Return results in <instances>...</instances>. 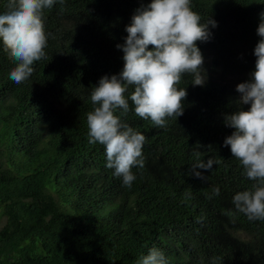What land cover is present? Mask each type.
<instances>
[{
	"label": "trees",
	"instance_id": "1",
	"mask_svg": "<svg viewBox=\"0 0 264 264\" xmlns=\"http://www.w3.org/2000/svg\"><path fill=\"white\" fill-rule=\"evenodd\" d=\"M150 2L55 0L43 11L45 57L19 84L0 46V264H138L153 247L167 264H264V219L233 202L254 182L224 144L234 131L225 116L250 106L236 85L255 69L264 0H191L201 23L216 22L196 42L214 75L203 86L182 77L183 114L166 127L137 116L130 99L116 112L146 137L130 187L106 167L104 146L89 143L93 88L121 72L116 46Z\"/></svg>",
	"mask_w": 264,
	"mask_h": 264
},
{
	"label": "clouds",
	"instance_id": "2",
	"mask_svg": "<svg viewBox=\"0 0 264 264\" xmlns=\"http://www.w3.org/2000/svg\"><path fill=\"white\" fill-rule=\"evenodd\" d=\"M54 2L7 0V10L0 13V46L15 61L9 77L17 84L27 80L34 71L33 63L45 57L43 11ZM208 25L215 27L216 22L209 17L201 23L191 0H151L136 10L126 25L124 43L116 46L123 52L121 72L102 76L94 86L90 97L94 107L86 117L89 143L104 146L106 167L113 169L125 186L130 187L136 179L133 167H144L142 149L146 137L122 122L116 112L126 114L130 99L135 114L150 119L157 127H166L167 118L176 120L181 116L187 96L186 90L178 87L182 77L191 74L194 85L205 83L203 56L196 42L209 38ZM257 34L261 39L254 47L256 61L251 79L236 85L241 94L239 103L250 106L225 116V125L234 131L224 144L230 146L232 156L254 182L251 189L233 197L236 210L249 220L264 219V14ZM129 87L133 91L126 97ZM212 164L209 160L198 167L207 169ZM196 175L200 177L201 173ZM138 264L167 261L163 252L153 247Z\"/></svg>",
	"mask_w": 264,
	"mask_h": 264
},
{
	"label": "rangeland",
	"instance_id": "3",
	"mask_svg": "<svg viewBox=\"0 0 264 264\" xmlns=\"http://www.w3.org/2000/svg\"><path fill=\"white\" fill-rule=\"evenodd\" d=\"M204 70V74L207 76H213L214 75V73H212V71L210 70V69H208V68H204L203 69ZM240 96H241V94H240ZM2 222H3V220H2ZM1 222V223H2ZM1 225V224H0Z\"/></svg>",
	"mask_w": 264,
	"mask_h": 264
}]
</instances>
